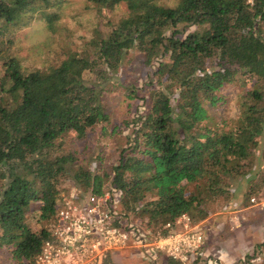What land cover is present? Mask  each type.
<instances>
[{
    "label": "trees",
    "instance_id": "obj_1",
    "mask_svg": "<svg viewBox=\"0 0 264 264\" xmlns=\"http://www.w3.org/2000/svg\"><path fill=\"white\" fill-rule=\"evenodd\" d=\"M89 1L126 12L58 64L30 69L18 33L37 20L55 31L68 0H0V252L12 264L32 263L50 238L65 177L82 199L118 194L121 220L139 221L147 232L130 230L147 238L185 214L201 224L236 191L242 208L264 198V0ZM132 54L157 89L102 174L64 146L110 123L107 91L121 87L132 105L134 86L107 85ZM237 85L239 117L216 121L209 109ZM259 256L264 264V244L247 263Z\"/></svg>",
    "mask_w": 264,
    "mask_h": 264
},
{
    "label": "rangeland",
    "instance_id": "obj_2",
    "mask_svg": "<svg viewBox=\"0 0 264 264\" xmlns=\"http://www.w3.org/2000/svg\"><path fill=\"white\" fill-rule=\"evenodd\" d=\"M162 1L164 2V0ZM170 1L172 0H165L167 3ZM125 12V6L109 12L92 4L89 0H68L55 31L48 29L45 22L37 20L23 32L18 33L15 39L17 54L23 65L30 69L58 64L71 50L83 47L84 43L94 36L95 29L104 30L106 24L118 19ZM3 71L0 67V77L3 75ZM153 72L154 69L147 68L138 54L129 56L127 63L116 74L110 75L112 79L107 82V85L110 88L115 83L124 87L134 86L136 97L131 102L132 105H129L130 101L126 99L125 92L121 87H114L112 92L111 90L107 91L104 95V105L109 114L110 123L97 127L86 141L69 138L64 146L65 151L77 153L81 162L89 163L92 168L102 174L110 173L111 168L118 163L120 152L127 144V138L133 131V126L128 127L125 122L134 119L137 113L143 114L145 110L143 99L149 100L152 90L157 89L156 80L151 83L149 79ZM243 91L239 85L225 89L223 91L224 102L218 107L209 109L211 116L216 121L238 118ZM61 186L62 194L78 192L75 183L70 178L65 177ZM252 197L256 198V203L251 202L250 207L242 208L243 192L236 191L234 198L222 199L213 206L215 211L212 216L225 219L218 220V225L213 227V232L208 236L209 246L214 247L211 255H207L202 260L200 257L199 261H195L194 264H222L216 258V254L217 249L220 250L223 246L231 255V264H244L245 261V264H262L263 256H259L249 263L246 260L247 256L254 254L258 244H264V198ZM113 200L115 204H120L118 194L114 195ZM235 202H238L239 205H237L240 206L237 210L225 211L229 210L225 207H231ZM228 212L237 213L231 217L232 215L227 214ZM123 222L131 228L134 227L135 222L142 232H147L146 228L140 227L139 221L130 219ZM143 229L146 230L143 231ZM142 232L140 233L142 234ZM140 233L137 232L138 235ZM134 244L135 239L131 238L128 241V247L132 251V259H126L128 262L126 261L125 264H168V257L164 254L157 258V260L161 258L163 260L154 263L148 261L141 249ZM5 258L6 255L0 252V263H3Z\"/></svg>",
    "mask_w": 264,
    "mask_h": 264
},
{
    "label": "built area",
    "instance_id": "obj_3",
    "mask_svg": "<svg viewBox=\"0 0 264 264\" xmlns=\"http://www.w3.org/2000/svg\"><path fill=\"white\" fill-rule=\"evenodd\" d=\"M62 197L51 236L30 264H105L114 252L128 250L131 238L142 252L164 254L180 264H194L202 257L204 227L186 214L147 238L124 224L111 194L82 199L78 192H71ZM251 202L255 204L256 198ZM0 264L12 263L6 257Z\"/></svg>",
    "mask_w": 264,
    "mask_h": 264
},
{
    "label": "crops",
    "instance_id": "obj_4",
    "mask_svg": "<svg viewBox=\"0 0 264 264\" xmlns=\"http://www.w3.org/2000/svg\"><path fill=\"white\" fill-rule=\"evenodd\" d=\"M245 211V210H244ZM243 211V212H244ZM235 213L237 212H228L227 214H229L231 217H233V215H235ZM224 218V217H223ZM223 218H215L213 216L207 218L206 220H204L201 224L203 225L204 227V230H205V246H204V250L202 252V259H205L207 255H211V251H213V248L211 245L209 246V241H208V236L210 233L213 232V227H216L217 224V221L220 220V221H223L224 219ZM236 218V217H235ZM238 218V217H237ZM217 219V220H216ZM230 219V218H229ZM207 246V247H206ZM210 247V248H209ZM125 251V250H124ZM120 251V252H114L110 258H109V261L111 264H125V262L127 261L126 259L128 258H131V254H132V251H130V249H128V251ZM127 252V253H126ZM144 254V256H146L145 258L154 263L155 261H159L157 260L158 257H160V255H153V254H147V252H142ZM214 254V253H213ZM230 253L227 251L226 248L221 247V249H217V254H216V258L219 259V261L222 262V264H228L230 263L231 264V257H230ZM163 260V259H162ZM169 260V258H168ZM197 261H199V259H197ZM227 261V262H226ZM128 262V261H127ZM168 262V261H167ZM156 264V263H155ZM198 264V263H197Z\"/></svg>",
    "mask_w": 264,
    "mask_h": 264
}]
</instances>
